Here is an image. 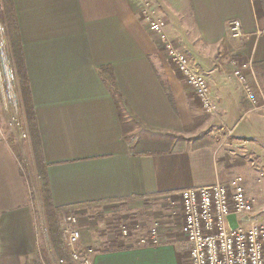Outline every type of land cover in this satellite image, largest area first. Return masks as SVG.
Instances as JSON below:
<instances>
[{"label":"crops","instance_id":"crops-1","mask_svg":"<svg viewBox=\"0 0 264 264\" xmlns=\"http://www.w3.org/2000/svg\"><path fill=\"white\" fill-rule=\"evenodd\" d=\"M143 2L12 0L51 201L56 208L82 205L63 215L78 218V246L91 249V264H167L161 259L174 256L169 244L183 237L182 209L159 217L148 206L147 218L159 224L158 244L143 246L132 223L138 204L175 202L179 191L228 182L232 171L246 175L254 206L256 193L264 194V172L256 182L232 149L246 143L248 156L264 163V70L254 67L264 62V0L153 3L168 38L205 74L215 104L210 115L146 26ZM234 20L236 37L228 27ZM244 64L261 95L257 107L232 75ZM101 67L109 74H100ZM194 119L200 124L186 129ZM16 161L0 133V264H52ZM124 222L127 235L117 228Z\"/></svg>","mask_w":264,"mask_h":264},{"label":"built area","instance_id":"built-area-1","mask_svg":"<svg viewBox=\"0 0 264 264\" xmlns=\"http://www.w3.org/2000/svg\"><path fill=\"white\" fill-rule=\"evenodd\" d=\"M146 4H150L151 8L146 7ZM156 12L151 0L145 4L143 2L141 13L146 19L152 18L147 22L149 30L158 37L167 56L193 90L203 110L206 113H213L215 104L210 97L205 74L186 51L168 38L166 23ZM228 23L231 36L239 35V21ZM245 67L244 64L235 70L233 75L240 83L246 100L257 107L261 95L249 84L244 75ZM21 116V123L25 126L23 115ZM23 136L28 138L27 131ZM176 195L183 212L180 230L185 238L189 264H264V219H255V206L246 194L242 176L236 175L225 183L218 182L206 187L184 189ZM230 215L235 217L234 228L230 227L227 219ZM63 219L61 226L65 228L62 239L69 249L72 263L91 264V249L81 250L77 247L80 238L77 218L74 215H67ZM122 234H128L124 227ZM146 235L149 238H142V243L158 244L155 228L150 229ZM55 264L68 263L56 259Z\"/></svg>","mask_w":264,"mask_h":264},{"label":"rangeland","instance_id":"rangeland-1","mask_svg":"<svg viewBox=\"0 0 264 264\" xmlns=\"http://www.w3.org/2000/svg\"><path fill=\"white\" fill-rule=\"evenodd\" d=\"M151 1L154 4H156V0H151ZM147 2H150V0H144V4ZM146 7L151 8V5L146 4ZM163 7L165 9L164 5ZM157 13H159V11ZM159 15L160 13L158 14V16ZM2 17H3V11H2L1 0H0V18H1L0 19V22H1V27H0V133L4 141H6V143H8V145L14 150L16 159H17L16 162H18L20 171L23 172L25 176V179L27 181V186H28L27 188H28L29 196L31 198L30 200L31 205H32V209L34 212L33 214H34L35 223H36L35 227H37L38 240L40 241L42 248H45L46 254L49 255L51 263L54 264L56 258L53 254V251H52V248L49 242V238H48L46 220H45L46 216H45V213H43L44 209L42 205V200H40L41 196H40L39 188H38L39 187L38 180H37L36 173L33 167L32 152L30 149L28 138L23 136L26 133V129H25L24 123H21L22 112L20 110L21 108L19 109L20 106H18L20 98L18 97V92L15 86L16 85L15 79L13 78V73L11 71L12 67L10 65V58H9L10 57V47L8 45L9 41H8V37L5 32V27L2 22L3 20ZM143 18L147 25H148L147 23L148 20H152V18L146 19V17L144 16ZM180 47L181 49H183L182 46ZM237 69L239 68H234L233 74H234V71ZM233 76L235 77V75ZM259 87H260V90L263 91L264 93V80L262 81V83H259ZM243 95L245 97L244 92H243ZM246 99L247 98H245V101H247ZM205 115H210V114L206 113ZM199 122L200 120H197L195 122V126L196 125L198 126V124H200ZM208 128L211 129V127H208ZM224 134H225L224 130L219 131L216 135L213 134L215 135L214 136L215 141L217 143L220 142ZM245 144L246 143L239 141L236 145L234 146L231 145L232 149L235 152L234 158L236 162L247 165L246 168H249V169L251 168V170L253 168L254 170L253 175L255 177L254 179L257 182V180L261 178V173L264 172V165H263L264 163H262V160H260L258 156L257 157H254L252 155L248 156L251 153H247L248 151H247ZM231 146H229L228 149H230ZM249 157L254 159L253 164L251 163V161H249ZM230 175H232L230 179H232L234 176L236 177V175L242 176L247 184V177L243 172L232 171ZM257 185L256 184L252 185L251 190L254 191V189H259ZM256 197L259 201H257V204L255 205V210H258L259 216L262 220L264 219V194H259L257 192ZM172 201L173 199L170 198L167 201L166 200L165 201L148 200L147 203L138 204L139 205L138 209L134 211V212H137L135 214L136 217L132 220V223H134L133 229H135L136 232L138 231L137 236H138V241L140 244H142L143 246L145 245L155 246L150 243H142L141 239L145 237L149 238L146 234H148V231L152 228H155L157 232V227L159 225V224H156L155 222H151V221H154L153 219L147 218L146 208L150 206L151 209H156L157 211H159L160 212L159 217L165 216L170 211L172 212V214L173 213L178 214L181 209L180 208L181 203L179 199L175 200V202H172ZM127 211L128 210H124V212H127ZM124 212L122 211L121 213H124ZM127 214L131 215L129 212ZM64 216L66 215H62L59 218L58 226H59L60 235H61L60 239L63 238L62 234H63V229L65 228V227L62 228L61 226L63 225V222H64V219H63ZM161 223L162 222H160V224ZM180 225L179 226L176 224L174 225L176 227L175 228L176 232H179ZM123 227L127 229L128 233L129 231H131L129 230L131 229L129 222H124V223H121V225H118L117 228L121 233H122ZM62 241L65 244L63 239ZM184 242H185V238L181 237L178 243H170L169 245L173 249L174 256L171 254L169 256H164L161 259V261L166 262L167 264H174V261L177 264H183L187 258V261L184 264H189L187 249L185 247ZM77 247L81 249V247L78 246V243H77ZM41 264H48V263L43 261V263L41 262Z\"/></svg>","mask_w":264,"mask_h":264},{"label":"trees","instance_id":"trees-1","mask_svg":"<svg viewBox=\"0 0 264 264\" xmlns=\"http://www.w3.org/2000/svg\"><path fill=\"white\" fill-rule=\"evenodd\" d=\"M12 0H1V6L3 11L2 22L5 27V32L8 37L10 47V65L12 67L13 78L15 79V86L20 98L19 104L21 112L24 118L28 141L32 152L33 167L36 173V177L39 184V193L42 200V205L45 213L46 228L48 233L49 242L53 251V254L57 260H63L68 264H74L70 258V252L67 246L63 243L60 235V229L58 226L59 218L63 214H70L73 209L82 205L56 208L52 204L49 181L46 173V164L43 161L41 139L34 107L32 103L29 83L26 75L25 64L23 59V53L21 48V41L17 30V21L12 5ZM1 19V18H0ZM255 68L264 70V62L256 63ZM100 74H109V67H101ZM168 99L172 102L170 95ZM198 119H194L193 123L186 129H195V122ZM46 251L42 249L44 257L48 260ZM48 264L50 262L48 261Z\"/></svg>","mask_w":264,"mask_h":264},{"label":"water","instance_id":"water-1","mask_svg":"<svg viewBox=\"0 0 264 264\" xmlns=\"http://www.w3.org/2000/svg\"><path fill=\"white\" fill-rule=\"evenodd\" d=\"M235 217L233 215L228 216V222L231 228L236 227V221L234 219Z\"/></svg>","mask_w":264,"mask_h":264}]
</instances>
